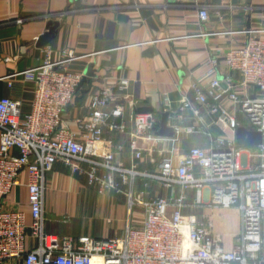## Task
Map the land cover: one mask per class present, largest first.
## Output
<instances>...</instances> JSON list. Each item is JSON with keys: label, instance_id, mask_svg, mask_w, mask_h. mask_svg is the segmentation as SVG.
<instances>
[{"label": "built area", "instance_id": "built-area-1", "mask_svg": "<svg viewBox=\"0 0 264 264\" xmlns=\"http://www.w3.org/2000/svg\"><path fill=\"white\" fill-rule=\"evenodd\" d=\"M199 17L210 20L207 6L200 7ZM242 33L247 37L241 45L210 56L215 70L225 69L224 77L193 82L178 108L167 112L171 137L158 135L160 117L153 111L126 121L122 106L110 107L118 98L110 86L91 97L88 119H76L79 133L73 132L64 113L83 79L67 69L78 57L74 50H63L53 60V47L47 44L38 48L44 55L39 65L4 77L10 88L17 78L32 82L34 94L29 112L23 111L24 102L0 97V264H264V38L259 36L264 30ZM129 87L122 81L117 89ZM204 110L222 131L244 126L261 132V145L239 146L235 136L214 135L204 124ZM105 128L128 135L130 167L114 163L122 147L105 140ZM184 132L206 134L208 145L176 149ZM167 140L172 148L158 170H139L146 152L141 142ZM58 161L73 174H87L89 184L102 191L128 187L129 214L119 236L76 241L47 231V177ZM100 170L107 173L100 175ZM140 178L159 182L170 194L145 199L143 192H136ZM16 189L27 190L30 221L10 201ZM135 208L143 209V218L133 215ZM234 213L239 231L218 234L216 219Z\"/></svg>", "mask_w": 264, "mask_h": 264}, {"label": "crops", "instance_id": "crops-1", "mask_svg": "<svg viewBox=\"0 0 264 264\" xmlns=\"http://www.w3.org/2000/svg\"><path fill=\"white\" fill-rule=\"evenodd\" d=\"M201 6L208 7L207 22L200 20ZM55 23L50 42L53 60H59L63 50H74L78 57L67 69L83 74L76 97L64 113V121L73 132L79 133L76 119H88L91 97L104 86L114 90L118 98L110 107L122 106L126 121L148 106L160 117L161 126L163 115L178 108L193 82L224 77V68L215 70L209 63L211 55L241 45L246 29L264 30V0H0V97L24 102V112L31 109L32 82L17 78L10 88L3 78L41 63L44 55L36 48L35 39ZM259 36L264 38V33ZM6 57L17 58L6 63L2 60ZM232 75L240 79L239 73ZM122 81L129 82L128 90L117 89ZM226 107H230L229 102ZM203 120L214 135L234 138L235 132L213 125L214 117L207 110ZM103 137L122 147L114 163L130 167L128 135L105 128ZM208 142L206 134L184 132L174 145L185 151L192 146L206 147ZM141 144L146 152L139 170L157 171L172 142ZM84 168L86 172L90 169L87 164ZM121 190L102 191L98 185L91 186L87 174H73L58 161L47 177V231L76 241L84 236H119L129 214L128 187L121 186ZM140 190L151 196L170 194L148 178L138 180L136 192ZM27 200L26 189H16L10 198L30 221ZM137 209L133 215L143 218L144 212ZM81 216H86L84 223L78 221Z\"/></svg>", "mask_w": 264, "mask_h": 264}, {"label": "water", "instance_id": "water-1", "mask_svg": "<svg viewBox=\"0 0 264 264\" xmlns=\"http://www.w3.org/2000/svg\"><path fill=\"white\" fill-rule=\"evenodd\" d=\"M58 23L52 24L49 28V31L40 36L37 41V48H42L43 46L50 44L51 42V35L55 31L56 26ZM249 27V26H248ZM159 136L171 137L173 135V130L168 126V114L165 113L163 115L161 126L158 131ZM235 140L237 141V145L244 146V147H257L262 143V133L249 129L244 126L237 127L235 131Z\"/></svg>", "mask_w": 264, "mask_h": 264}, {"label": "rangeland", "instance_id": "rangeland-1", "mask_svg": "<svg viewBox=\"0 0 264 264\" xmlns=\"http://www.w3.org/2000/svg\"><path fill=\"white\" fill-rule=\"evenodd\" d=\"M108 191H110V190H108ZM111 191H113V189H111ZM140 191H142L144 193V198L145 199H147V198H149L151 196V195L146 194V192H144V190H140ZM137 210H142L143 211V209H137ZM79 213H81V212L79 211ZM187 213H193V214L194 213H197V215H201L202 211L200 210V211L195 212L194 210L188 209L187 210ZM85 217L86 216H81L78 219V221H81V222L84 223V219H86ZM216 220H217V222L215 223V225H216L215 226V231L218 234L219 233H223V232H224L223 234H227V233L232 234V233H235V232H238L239 231V226H240L239 223H240V221H239V217H237V215L236 216H232V217L225 218L224 220L221 219V218H218ZM224 240H225V243L226 244L230 243V241H229L230 240V237H228V238H226Z\"/></svg>", "mask_w": 264, "mask_h": 264}, {"label": "trees", "instance_id": "trees-1", "mask_svg": "<svg viewBox=\"0 0 264 264\" xmlns=\"http://www.w3.org/2000/svg\"><path fill=\"white\" fill-rule=\"evenodd\" d=\"M152 111H153L152 108H150L148 106L142 107V108L137 110V112H139V113H146V112H152Z\"/></svg>", "mask_w": 264, "mask_h": 264}, {"label": "bare ground", "instance_id": "bare-ground-1", "mask_svg": "<svg viewBox=\"0 0 264 264\" xmlns=\"http://www.w3.org/2000/svg\"><path fill=\"white\" fill-rule=\"evenodd\" d=\"M96 264H100L99 260H97Z\"/></svg>", "mask_w": 264, "mask_h": 264}]
</instances>
